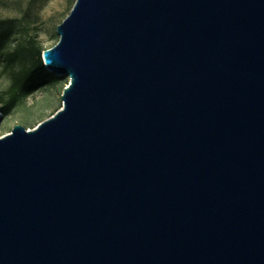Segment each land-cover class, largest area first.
<instances>
[{"label": "water", "instance_id": "1", "mask_svg": "<svg viewBox=\"0 0 264 264\" xmlns=\"http://www.w3.org/2000/svg\"><path fill=\"white\" fill-rule=\"evenodd\" d=\"M57 33L63 106L0 136V264H264V0H76Z\"/></svg>", "mask_w": 264, "mask_h": 264}, {"label": "rangeland", "instance_id": "2", "mask_svg": "<svg viewBox=\"0 0 264 264\" xmlns=\"http://www.w3.org/2000/svg\"><path fill=\"white\" fill-rule=\"evenodd\" d=\"M75 2L76 0H0V23L6 22L12 31L9 49L37 46L44 51L55 46L60 38L57 27L71 13ZM35 60L36 56L28 51L8 70H4V63H0L1 98L6 97L15 74ZM59 77L55 82L39 87L21 99L9 114L2 116L0 136L10 133L18 124L33 129L54 115L63 106L62 95L70 83L69 77Z\"/></svg>", "mask_w": 264, "mask_h": 264}, {"label": "trees", "instance_id": "3", "mask_svg": "<svg viewBox=\"0 0 264 264\" xmlns=\"http://www.w3.org/2000/svg\"><path fill=\"white\" fill-rule=\"evenodd\" d=\"M5 23H0V63H4V70L13 67L24 52H31L36 56V60L30 66L21 69L15 74L12 84L6 91V97H0V114L2 116L9 114L21 99L27 97L39 87L60 79L59 76L45 67L43 50L40 47L9 49L12 41V31Z\"/></svg>", "mask_w": 264, "mask_h": 264}]
</instances>
